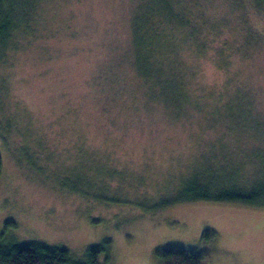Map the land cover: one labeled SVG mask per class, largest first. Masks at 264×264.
I'll return each instance as SVG.
<instances>
[{
	"label": "rangeland",
	"instance_id": "obj_1",
	"mask_svg": "<svg viewBox=\"0 0 264 264\" xmlns=\"http://www.w3.org/2000/svg\"><path fill=\"white\" fill-rule=\"evenodd\" d=\"M0 155L4 242L94 248L101 264H164L172 248L264 264V205L188 200L227 178L261 199L264 0L6 7Z\"/></svg>",
	"mask_w": 264,
	"mask_h": 264
},
{
	"label": "trees",
	"instance_id": "obj_2",
	"mask_svg": "<svg viewBox=\"0 0 264 264\" xmlns=\"http://www.w3.org/2000/svg\"><path fill=\"white\" fill-rule=\"evenodd\" d=\"M18 2L21 3L20 7ZM31 0H0V13L7 7L12 9L23 8L26 11V6ZM173 8L172 3L167 6L166 17L170 16ZM2 170V157L0 155V173ZM227 180L228 188L220 193L210 194L207 191L197 195H191L188 200H213L236 203H250L251 205H264V188L258 193L259 197L253 199L247 194L249 191L240 190L233 186L232 179ZM12 225L7 223L6 229ZM164 264H204L205 256L203 253L195 251H187L184 249H165L158 253ZM100 254L96 249H89L85 258H77L73 253H70L63 246H51L41 241H25V242H4V233L0 235V264H101Z\"/></svg>",
	"mask_w": 264,
	"mask_h": 264
}]
</instances>
